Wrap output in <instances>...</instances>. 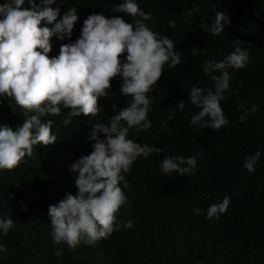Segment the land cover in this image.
<instances>
[{
  "label": "trees",
  "instance_id": "obj_1",
  "mask_svg": "<svg viewBox=\"0 0 264 264\" xmlns=\"http://www.w3.org/2000/svg\"><path fill=\"white\" fill-rule=\"evenodd\" d=\"M120 2L63 0L61 15L70 6L87 11L74 25L73 35H77L84 18L94 12L118 15L130 22L132 17L112 12ZM137 3L152 13L145 23L176 42L183 63L175 68L166 64L147 94L152 101L148 113L152 126L140 132L129 129L130 137L163 149L147 159L138 158L124 174L130 185L125 190L128 199L116 216L118 221L132 219L134 226H121L91 245L82 241L69 247L64 242L54 244L47 215L48 206L62 199L65 192L75 194L69 167L92 151L93 142L87 137L93 124L110 120L113 103L123 108L131 102V96H121V81L115 78L109 96L98 99L102 107L97 116L81 114L67 126L63 121L69 109L62 108L59 116L43 117L54 121L57 141L37 145L33 155L16 168L0 170V215L6 213L14 221L7 235H0V244L6 247V252H0V264H264V0ZM193 7L199 11L187 14ZM216 10L229 15L231 23L219 35H210L201 27L211 26ZM170 20L176 21L175 27L169 26ZM236 39L249 50L250 60L242 69H228L232 73L230 87L220 103L229 123L218 130L189 124L191 115L199 111L188 102L191 87L212 86L202 70L204 62L222 60L234 50ZM51 42L49 57L58 55L60 45L69 41L52 37ZM179 100L185 101V108L167 121L170 131L165 132L168 109ZM10 103L12 107L7 100L0 103V122L15 126L24 120V109ZM245 108L248 118L241 123ZM257 150L261 156L256 170L249 172L243 167L244 159ZM164 156H197L196 174L162 173ZM226 194L231 196L226 212L218 220L206 219L209 205ZM195 207L205 214H195Z\"/></svg>",
  "mask_w": 264,
  "mask_h": 264
},
{
  "label": "clouds",
  "instance_id": "obj_2",
  "mask_svg": "<svg viewBox=\"0 0 264 264\" xmlns=\"http://www.w3.org/2000/svg\"><path fill=\"white\" fill-rule=\"evenodd\" d=\"M62 2L0 0V103L7 100L12 107L10 102L14 101L24 109L25 116L15 126L0 122V170L16 168L26 156L33 155L37 145L57 141L52 131L54 121L43 117L59 116L62 108L70 110L63 121L66 126L81 114L95 117L102 107L98 99L109 96L111 81L120 79L119 92L121 96H131V102L123 108L113 103L110 120L93 124L87 137L93 142L92 151L69 167L74 174L75 194L65 192L62 199L48 206L54 244L64 242L75 247L82 241L91 245L121 226H134L132 219L118 221L116 216L128 199L125 190L130 185L124 174L130 172L138 158L147 159L163 149L130 137L129 129L140 132L152 126L148 119L152 101L147 94L153 91L166 64L175 68L183 61L181 52L175 49L176 42L145 23L152 19V13L141 9L137 0H122L112 9L113 13L132 17L130 22L118 15L106 17L103 12H94L84 18L77 35H73L74 25L87 11L70 6L61 15ZM197 11L199 8L193 7L187 14ZM230 23L229 15L216 10L211 26L201 28L210 35H219ZM169 26L175 27L176 21L170 20ZM52 37L67 38L69 42L60 45L58 55L49 57ZM242 44L236 39L234 50L222 60L204 62L202 70L212 86L191 87L188 102L199 111L191 115L189 124L218 130L229 123L220 102L226 99L225 92L230 87L232 73L228 69H242L249 63V50ZM185 104L179 100L168 109L165 132L170 131L167 121ZM252 111H256L255 106ZM247 118L245 108L239 119L243 123ZM197 156H164L160 169L166 175H195ZM260 156L259 150L246 156L243 167L255 172ZM230 201L231 196L226 194L221 201L209 205L206 219L218 220ZM21 207L26 210L23 203ZM193 212L205 214L199 207ZM13 226L10 216L0 215V235H7ZM0 252H6L5 245L0 244Z\"/></svg>",
  "mask_w": 264,
  "mask_h": 264
},
{
  "label": "bare ground",
  "instance_id": "obj_3",
  "mask_svg": "<svg viewBox=\"0 0 264 264\" xmlns=\"http://www.w3.org/2000/svg\"><path fill=\"white\" fill-rule=\"evenodd\" d=\"M188 143V142H187Z\"/></svg>",
  "mask_w": 264,
  "mask_h": 264
}]
</instances>
